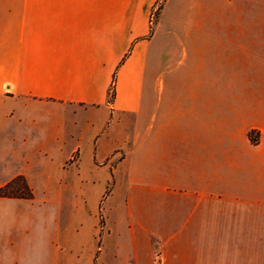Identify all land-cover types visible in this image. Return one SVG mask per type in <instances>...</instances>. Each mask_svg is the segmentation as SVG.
<instances>
[{
  "label": "crops",
  "instance_id": "obj_1",
  "mask_svg": "<svg viewBox=\"0 0 264 264\" xmlns=\"http://www.w3.org/2000/svg\"><path fill=\"white\" fill-rule=\"evenodd\" d=\"M154 1L0 0V97L24 110L101 109L85 117L93 152L128 119L123 139L138 141L163 192L264 205V0L237 28L224 27V0H164L151 33Z\"/></svg>",
  "mask_w": 264,
  "mask_h": 264
},
{
  "label": "rangeland",
  "instance_id": "obj_2",
  "mask_svg": "<svg viewBox=\"0 0 264 264\" xmlns=\"http://www.w3.org/2000/svg\"><path fill=\"white\" fill-rule=\"evenodd\" d=\"M163 4L150 8L151 33ZM239 25H252V0H224V27ZM100 111L24 110L0 97V187L21 174L31 193L0 198V264H264V205L163 192L141 168L138 141L123 139L136 126L128 119L113 120L93 152L96 122L85 117ZM249 132L256 144L259 133Z\"/></svg>",
  "mask_w": 264,
  "mask_h": 264
},
{
  "label": "trees",
  "instance_id": "obj_3",
  "mask_svg": "<svg viewBox=\"0 0 264 264\" xmlns=\"http://www.w3.org/2000/svg\"><path fill=\"white\" fill-rule=\"evenodd\" d=\"M250 135H251V132L248 133V138L250 140H253ZM17 183H19L21 185V188L26 192V194L22 195V194L17 193V191H16L17 188L15 187V185ZM7 187H10L12 192L11 193H6V194L2 193V194H0V198H17V199L18 198L19 199H29V198H31L30 190H29V188H28V186H27V184L25 182V179L21 175H16L13 178H11L8 182H6L4 185H2L0 187V190L2 188H7Z\"/></svg>",
  "mask_w": 264,
  "mask_h": 264
}]
</instances>
